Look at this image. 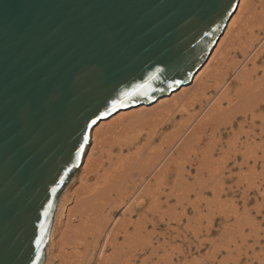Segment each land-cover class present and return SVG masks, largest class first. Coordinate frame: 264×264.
Returning <instances> with one entry per match:
<instances>
[{"label": "water", "instance_id": "1", "mask_svg": "<svg viewBox=\"0 0 264 264\" xmlns=\"http://www.w3.org/2000/svg\"><path fill=\"white\" fill-rule=\"evenodd\" d=\"M239 1L220 18L228 0H0V264H42L83 126L89 142L100 120L189 83Z\"/></svg>", "mask_w": 264, "mask_h": 264}, {"label": "bare ground", "instance_id": "2", "mask_svg": "<svg viewBox=\"0 0 264 264\" xmlns=\"http://www.w3.org/2000/svg\"><path fill=\"white\" fill-rule=\"evenodd\" d=\"M243 63L245 68L241 67ZM188 99H196L194 103L203 108L201 111L208 109L204 117L192 122L193 126L178 125L173 115L178 107L180 112L185 101V106L189 103ZM224 113L232 114L233 119L224 122L228 117L221 118ZM223 123L229 126L221 131ZM162 124L174 129L164 132ZM198 126L208 130L199 142L210 140L206 142L210 157H202L200 168L190 159L185 161L187 165L178 159L183 143L196 136ZM216 126L218 133L214 131ZM215 152L221 154V163L213 160ZM206 158L219 165L221 174L228 171L240 175L244 169L264 172V0L239 1L205 63L189 83L153 103L119 110L92 128L78 172L58 200L44 264H149L152 253L158 259L154 264H162L163 254L158 252L166 235L163 219H177L179 207L185 203L197 208L198 203L190 195L197 183L205 189L219 187L222 192L226 188L224 174L218 176L217 172V181L214 175L215 181L211 176L199 178L196 169L211 164ZM76 180L79 185L73 189ZM182 187L188 194L184 189L186 194L182 193ZM247 194L242 193L244 200ZM177 255L181 262L187 259L183 251Z\"/></svg>", "mask_w": 264, "mask_h": 264}, {"label": "rangeland", "instance_id": "3", "mask_svg": "<svg viewBox=\"0 0 264 264\" xmlns=\"http://www.w3.org/2000/svg\"><path fill=\"white\" fill-rule=\"evenodd\" d=\"M261 36H263V35L261 34ZM244 63L241 65V67H243V68H245L243 66ZM258 63H261V62L259 61ZM241 67L239 68L240 70L242 69ZM236 87L237 86L235 85L232 88L233 91L230 92V95L235 94V92H236L235 88ZM230 95H228V96H230ZM234 96L235 95H232V97H234ZM189 100L190 99H188V101ZM196 101H197L196 99H195V101L190 100L189 103L187 102V105H186L187 107L185 106V104H186V101H185L184 102L185 104L183 106L186 109L183 108V106H181L179 109L181 114L178 111L179 107L177 109L175 108L178 111V113L175 110V113L173 116L176 118V121H179L178 125L179 124H181V125L192 124L193 121L196 123L199 119H201V117H204L203 115H204L205 111L208 109V107L204 111H201V110H203V108L201 109L200 105L196 104L197 103ZM194 102H196V103H194ZM198 111H201L200 113H202V114L197 113V116H196V112H198ZM194 114H195V117H194ZM199 114H200V116H199ZM223 116L224 117L228 116V114H226V113L222 114L221 118H223ZM189 117H191L192 119H190ZM228 118H230V119H228ZM231 118L233 119L232 114L229 115L228 117H225L224 118L225 120H223V121L227 123L230 120H232ZM157 119H154V120L156 121ZM226 120H228V121H226ZM182 121H183V123H182ZM223 121H221V119H220V122H223ZM193 125L194 124H192V126ZM223 125H224V127H223ZM227 125L229 126V124H225V123L221 124V126H219L220 127L219 130H221V131L225 130L226 128H228ZM154 126H157L156 122H155ZM162 126H163L162 128H164L163 129L164 132L165 131L170 132V130L172 131L174 129V126L169 125V124L166 126L164 124H162ZM170 126H172V127H170ZM200 126H198L196 128L197 134L195 137L193 136L195 139L192 138L191 141H189V142L187 141L188 143L187 142L183 143L184 147L182 145L183 150H181V153H179L180 156L178 158V159L182 158V159H180V160H182L181 164L183 163V160L185 163V161L188 162L190 159L194 163L195 167L198 165L197 167L200 168L199 165H201L203 163L202 162L200 164V160L202 159V157H204V158L210 157L208 154V151H207L210 149V147H208L209 146L208 143H210V140L209 139H208L209 141L206 140L205 143L199 142V139L201 138V136L207 135V133H205V131L207 132L208 130H201V129H203V127L201 128ZM198 128H199V131H197ZM215 129L216 130H214V129L213 130L215 132L217 131L216 133H218V130H217L218 126H216ZM201 131H203L204 133ZM227 138H229V137H227ZM196 142H198V143L196 144ZM206 142H208L207 145H206ZM189 143H191L192 145ZM206 151H207V153H206ZM218 156H220V158ZM213 157H214L213 160H215V158H216V160H218L217 162H219L220 160H223V158L221 157V154H218L217 152H215V155ZM207 158L204 160L205 161L209 160L211 162V160L207 159ZM180 160H178V161H180ZM205 161H204V163H205ZM187 162L185 163L186 165H187ZM210 162H209V164H210ZM221 162L222 161H220L219 163H221ZM261 163H262V161H259V165ZM179 164H180V162H179ZM207 166H208L207 170H210L209 172L206 171ZM218 166L219 165L215 164L213 161V163L211 162L210 165L203 166L204 167L203 169L201 166V170H203V171L205 170V172L208 173V175L198 168L196 169V172L199 173V175H200L199 178L200 177L210 178L209 176H211V180L215 181V178L217 177L216 178V181H217V180H219L218 176L221 174L220 172L222 170ZM219 169H220V171H219ZM258 169H259V171H261L260 167H258ZM244 170H246V169H244ZM244 170L242 171V173L240 175H237L234 172L232 173V175L228 171L222 172L221 176L224 174L225 177L223 175V178L226 181V185H225L226 188H223V192H222V189L219 187L218 188L216 187L217 189H215L214 188L215 186H212V187H210L211 189H209V188L205 189V188L200 187V184L197 183L195 188H194L195 194L193 193L194 189L192 191H190V193H192V194H190V193L189 194L193 198L192 200L194 201V203L195 204L198 203L196 205L198 209L195 208L194 204L190 205V204L185 203L184 205L179 207V214H178L177 219H163L164 225L162 224V226H163V229H165V231H166V235H165V241H164L163 247L161 248V250H159L158 255L163 254L162 259H164L165 261H163L161 259L160 263H162V264H173V263L174 264H178V263L179 264H264V176H263L264 172L262 174L261 172L260 173L257 172L258 170L256 172L251 170V169H248L251 171H244ZM77 172H78V168H76V170L72 173L70 178L65 182L61 191L59 192L57 202L55 205V209H54V213H53V217H52V221H51V225H50V230H51V226H52L53 219H54V214L56 212V208H57V204H58V200L60 198V195L66 189L69 182L72 181L74 175ZM217 172H218V174H217ZM202 174H203V176H202ZM227 175H231V177L230 176L228 177ZM212 176L215 178L213 179ZM236 181L239 183H237ZM75 182L73 183L74 184L73 189L79 185V180H76ZM229 186H231L232 188L230 189ZM184 187H182V193L184 191L186 192V189ZM183 189H184V191H183ZM218 189H221V191L220 190L218 191ZM202 190H203V192H202ZM215 190H217V191H215ZM244 191H245V194H246V192L249 193V194H247V197L245 199L247 201H245L242 198V193H244ZM186 193L188 194V192H186ZM218 194H220V195L218 196ZM255 195H257L258 198ZM194 208L196 209V211ZM199 210H200V212H199ZM249 218H250V220H249ZM168 224H169V227H168ZM248 224H250V225H248ZM175 227H177L178 229ZM151 229H152V227H150V230ZM50 230H49V232H50ZM258 236H259V238H258ZM47 241H48V238H47ZM47 241L45 244L44 258H43L42 264H44L45 257H46L45 250H46V246H47ZM189 243L191 244L190 249L188 247ZM180 251L184 252L185 255L184 256L182 255L183 257L187 256V259L184 258V260L182 262H181V260H177V257H178L177 254ZM172 252L176 256L173 255ZM170 253H172V254H170ZM150 254L151 253H148V256H150ZM153 254L154 253H152L151 256L148 257L149 264H154V263H156V261H158L156 255H153ZM166 255H167V257H166ZM163 256H165V257H163ZM168 256H170V258ZM168 258H169V261H166V260H168ZM170 261H172V262H170Z\"/></svg>", "mask_w": 264, "mask_h": 264}, {"label": "snow or ice", "instance_id": "4", "mask_svg": "<svg viewBox=\"0 0 264 264\" xmlns=\"http://www.w3.org/2000/svg\"><path fill=\"white\" fill-rule=\"evenodd\" d=\"M219 9H220V18H223V16L225 15H229V9L232 7L231 4V0H228V3L226 5H224L222 2L218 5ZM234 14V13H231ZM141 91H135L133 90L132 92L129 91H124L120 98L118 99H113L111 104H110V108L106 102L105 104V112L102 115H107L109 110L111 112H115L118 108H122L126 106V102L130 99H132L133 96L136 95H147V90H149V85H141L138 86ZM97 123L96 119H92L91 120V124L95 125ZM89 125L85 124L83 126V128L81 129V135L77 140V143L74 147V151L70 152L69 154V158L72 159V157L74 156L75 159L79 160L80 157L84 154L85 152V147L87 146L88 143V137L86 135H84L85 132H87ZM69 171H71V169H69ZM57 190L56 188L52 189V192L55 193ZM41 241H36L37 246L39 245ZM32 259V255H31V251L28 252L27 255L23 256V257H19V264H29V262ZM37 259H39V257H37Z\"/></svg>", "mask_w": 264, "mask_h": 264}]
</instances>
